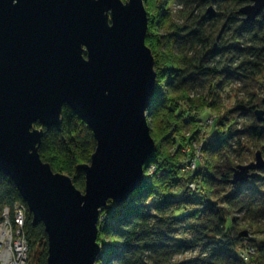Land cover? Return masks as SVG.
Instances as JSON below:
<instances>
[{"label":"trees","instance_id":"obj_1","mask_svg":"<svg viewBox=\"0 0 264 264\" xmlns=\"http://www.w3.org/2000/svg\"><path fill=\"white\" fill-rule=\"evenodd\" d=\"M248 2L145 0L144 43L154 58L156 78L147 120L155 149L143 169L152 166L155 174L144 175L140 188L123 205L108 201L99 211L98 217L107 222L97 225L96 240L106 252L95 264H264V168L244 184L230 182L247 143L264 155V127L254 116L255 109L264 111L262 99L242 96L229 111L236 113L237 121H211L212 130H218L204 139L203 152L210 160L206 172L196 171L184 182L176 162L160 151L163 140L185 142L183 133L190 126L196 128L190 139H196L197 122L207 117L201 116L202 110L214 106L225 85L246 86L264 75V11L244 22L237 11ZM210 4L214 7L209 13ZM196 101L201 105L194 114L191 104ZM60 118L57 127L43 128L38 153L54 172L68 175L83 191L79 166L90 162L95 140L86 123L65 105ZM180 183L185 188L181 195L176 192ZM18 202L22 199L14 183L0 174V222L5 209L12 221ZM21 230L27 243L25 264H45L42 223H33L27 210ZM191 251L197 255L175 261Z\"/></svg>","mask_w":264,"mask_h":264},{"label":"water","instance_id":"obj_2","mask_svg":"<svg viewBox=\"0 0 264 264\" xmlns=\"http://www.w3.org/2000/svg\"><path fill=\"white\" fill-rule=\"evenodd\" d=\"M248 1L237 11L244 22L264 11V0ZM144 2L0 0V174L42 223L45 264H95L99 211L108 201L123 205L145 180L156 73ZM64 105L95 140L90 162L79 166L83 191L38 153L43 128L60 124ZM254 116L264 127V111ZM263 168L257 151L230 182L244 184Z\"/></svg>","mask_w":264,"mask_h":264},{"label":"rangeland","instance_id":"obj_3","mask_svg":"<svg viewBox=\"0 0 264 264\" xmlns=\"http://www.w3.org/2000/svg\"><path fill=\"white\" fill-rule=\"evenodd\" d=\"M121 1L125 2L126 0H121ZM213 2L214 1H212V3ZM209 7H212L213 9L214 5L210 4L207 7V10ZM248 94H252L253 99H255L256 101H257V98L262 99L264 97V75L258 78L256 82L254 81L249 82L248 84H246V86L242 84H237V83L225 85L221 89L218 99L216 103L214 104V106L211 109L202 110L203 115L201 116L204 117L206 115L207 117L203 119L204 120L203 122H200V123L197 122L200 129L199 130L197 129L198 132L196 134V139L194 140L190 139V136L196 130L195 126H192V127L190 126L188 127L187 132L183 133L184 138L186 139L185 142H181L179 139H176L173 142L172 141L169 142L168 140H163V147L160 149V151L161 153L162 151H164L165 156L167 157L169 161L176 162L175 164L177 165V168L175 169L177 171L178 176L181 177L182 181L183 179H185L184 182H186L187 178H189L191 174H194V172L196 171L206 172V170L208 169L207 164L210 162V160L209 158H207V156L203 152V148L205 147L204 139L206 137H209L212 133L218 130L217 128H215V130H212L213 128H211L212 126H210L211 121L212 120L215 121L216 119H222L223 117H225V119L231 122L234 120L237 121L238 119H236L237 118L236 113L232 114V113H229V111L233 107L235 100H237L238 98L242 96H249ZM176 103L181 104L185 106L186 108L190 107L185 100H180V101L177 100ZM191 105L195 109V112H194L195 114L197 113L201 104L196 101V102H192ZM147 119H149V116ZM226 123L227 122L225 120V127L223 128L224 130L227 127ZM211 130H212V133H211ZM153 141L155 142V140ZM246 146H247L246 150L242 149V151L239 153L241 161L238 164L240 165L248 164L254 161L255 153L257 151H261L260 149H258V146L256 145L252 146L251 144L247 143ZM262 158L264 160L263 154H262ZM148 167H149L147 168L148 171L147 170L143 171V175H147V176L152 175V174L154 175L155 174L154 168L152 166H148ZM259 173L260 171H258V174ZM182 176L184 178H182ZM184 190L185 188H184L183 183L182 184L180 183V186L177 188L176 192L179 195H181L184 192ZM106 222H107V219L104 216H101V217H98L97 225L99 224L101 226V225H104ZM229 225H230V222L228 220L227 226ZM256 236L258 238L260 237L258 235ZM96 241L98 244H100L98 240ZM100 248H101L100 249L101 251L97 259L98 261L104 258V254L106 252V248L102 244ZM250 248L251 247L249 248L247 247V251H249ZM252 253L253 252H251L250 254ZM196 255H197V251L186 252L182 256L175 257V261L178 262V261H182L186 259H191L195 257ZM26 258H27V253H26ZM25 263H26V259H25ZM107 264L109 263L107 262Z\"/></svg>","mask_w":264,"mask_h":264},{"label":"built area","instance_id":"obj_4","mask_svg":"<svg viewBox=\"0 0 264 264\" xmlns=\"http://www.w3.org/2000/svg\"><path fill=\"white\" fill-rule=\"evenodd\" d=\"M189 186L191 190L195 189L194 185L190 184ZM24 217L25 206L22 203L14 205L12 221L9 218L8 210L3 211L0 222V264H25L27 243L21 230ZM3 251L8 256H3L1 254ZM249 252H253V249L250 248Z\"/></svg>","mask_w":264,"mask_h":264},{"label":"bare ground","instance_id":"obj_5","mask_svg":"<svg viewBox=\"0 0 264 264\" xmlns=\"http://www.w3.org/2000/svg\"><path fill=\"white\" fill-rule=\"evenodd\" d=\"M18 203H22L24 206H25V212L27 211V207H26V204L22 201V202H18ZM98 223V222H97ZM97 230H98V228H97ZM98 233V232H97ZM7 250V249H6ZM1 254L3 255V256H8L4 251L3 252H1Z\"/></svg>","mask_w":264,"mask_h":264}]
</instances>
